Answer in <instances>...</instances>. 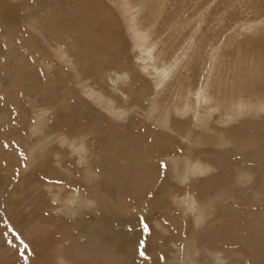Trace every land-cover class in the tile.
I'll use <instances>...</instances> for the list:
<instances>
[{"label": "rangeland", "instance_id": "obj_1", "mask_svg": "<svg viewBox=\"0 0 264 264\" xmlns=\"http://www.w3.org/2000/svg\"><path fill=\"white\" fill-rule=\"evenodd\" d=\"M36 2L0 0V264H264V110L255 107L264 99V31L247 28L262 17L264 0H44L43 11H54L51 20L55 12L79 11L100 37L109 38L117 56L98 68V58L87 65L77 60L81 56L73 47L86 51L77 34L64 51L57 41L44 46L40 40L35 46L25 40L22 45L30 33L34 39L50 33L41 30ZM135 21L152 32V41L162 40L145 47L161 51L166 67L160 62L152 66L147 50L141 53L143 46L135 43L132 30L139 27ZM34 24L37 32L30 28L25 34L24 27ZM70 25L60 24L65 30ZM237 28L239 34L244 31L239 38ZM217 57L223 59L213 63ZM234 67L243 73L236 77V87L247 89L254 82L253 93L233 111L227 109L226 123L205 108L200 109L203 115L212 117L200 123L189 101L181 109L169 106L180 95L175 93H191L213 70L234 77ZM27 70L35 75L30 78ZM59 70L62 81L56 88L40 84ZM252 70L260 77L257 83ZM67 82L82 104L60 105L69 95ZM50 92L56 93L53 98ZM163 109L170 111L169 117ZM130 116L173 142H155L149 156V142H140L138 133L128 129ZM106 118L122 122L125 129L109 137L114 125ZM58 121L66 123L57 128ZM180 122L188 124L191 136L202 138L203 144H195L191 152L175 136L173 125ZM219 134L230 144L215 148L212 140ZM122 140L128 144H120ZM140 145L145 165L159 169V178L130 166V153ZM113 147L124 153L114 156ZM189 156L209 168L196 169L183 182L178 174ZM163 179L169 193L155 194ZM186 195L198 202L183 203ZM119 214L124 219L118 222Z\"/></svg>", "mask_w": 264, "mask_h": 264}, {"label": "bare ground", "instance_id": "obj_2", "mask_svg": "<svg viewBox=\"0 0 264 264\" xmlns=\"http://www.w3.org/2000/svg\"><path fill=\"white\" fill-rule=\"evenodd\" d=\"M12 1H14V2H17V0H12ZM47 1V0H46ZM59 1V0H58ZM158 1V0H157ZM42 2H44V0H37V2H36V4H35V6H34V8L37 10V12L40 14V16H41V18H40V25H41V30H42V32L44 31V30H48L50 33H46L45 34V36H46V38L45 39H42V37L41 38H39V39H34V38H32L33 37V35H31V33H30V35L32 36H30L29 35V38L28 39H26L27 37H26V35H25V37L26 38H23L22 39V45L24 46V44L26 45L27 43H24L25 42V40L27 41H29V44H30V42L33 44V45H35V46H38L39 44H42V42L40 41V40H43V42H44V46H46L45 44H52L53 42H55V41H57V42H59V43H61V51H64V49H70V45H71V39H73V35L72 34H77V35H80V36H82L81 37V39H80V41H81V45H84L85 46V48H86V51L85 50H80V49H78V47L76 48L75 46L73 47L74 48V50H75V53H76V55H79V56H81L79 59H77L79 62H81V63H83V64H85V65H87V64H90L91 63V61H93V58H98V60H99V62L100 63H97V65L95 66V68H98L99 67V64H101V62L102 61H104V60H107V59H109L110 57H112V56H117V54H116V52H114L113 51V46H109V41H108V39H106V38H102V36L100 37V35L97 33V32H95L96 30H95V28H92L91 26H89V24L86 22V19L88 20V18H86V17H83V15L78 11H75V15H65V14H60V13H57V12H55V16H54V18L51 20V14H50V12H54V11H51V10H49V12L47 13L46 11H43V9H44V7L42 6L43 5V3ZM127 2V1H126ZM150 3V2H149ZM59 4V3H58ZM263 5H264V3H263ZM46 6V5H45ZM51 6V5H50ZM84 6V5H83ZM82 6V10H83V8L85 7H83ZM127 6V5H126ZM42 7H43V9H42ZM53 7V6H52ZM139 7V6H138ZM42 9V10H41ZM146 9V8H145ZM144 9V10H145ZM148 9V8H147ZM263 9V8H262ZM40 10V11H39ZM48 10V9H47ZM54 10V9H53ZM78 10V9H77ZM80 10H81V8H80ZM130 10V9H129ZM143 10V11H144ZM258 10V9H257ZM84 11V10H83ZM86 11H84V13H85ZM135 12V11H134ZM145 12V11H144ZM150 13L149 12V10H146V12H145V14H148V13ZM136 13V12H135ZM81 16H80V15ZM131 14V13H130ZM132 15V14H131ZM133 16V15H132ZM149 17H150V14L148 15ZM260 16H262L261 18H258V21L257 22H251V24H247V28H249L250 30H254V29H257L258 31H264V12H262L261 14H260ZM143 17H145V16H143ZM76 18H78L77 20H73V19H76ZM105 19H106V17H105ZM108 19H110V18H108ZM144 18H142V20H143ZM73 20V21H72ZM102 20V19H101ZM141 20V21H142ZM178 20H180V19H178ZM35 20H32L31 21V23H33ZM71 21V25L65 30L64 28H62L61 26H60V24L61 23H63V22H66V23H69ZM151 21V20H150ZM174 21H177V20H174ZM136 23L138 22V21H135ZM152 22V21H151ZM35 23V22H34ZM53 23L56 25V26H54L53 25ZM108 23H109V21H108ZM136 23H134V25H136ZM139 23V22H138ZM137 23V24H138ZM142 23V22H141ZM150 24V23H149ZM149 24H145V26H147V25H149ZM254 24V25H253ZM81 25H82V28H81ZM103 25H105V24H103ZM109 25H110V23H109ZM134 25H133V27H134ZM139 25V27L141 28V27H143L141 24H138ZM177 25V24H176ZM185 25V24H184ZM89 26V27H88ZM151 26V25H150ZM239 26H243V27H245V25H242V24H239ZM103 27H106V25L105 26H103ZM138 27V26H137ZM138 27V28H139ZM147 27H149V26H147ZM153 27V26H152ZM27 31L30 29V28H33V29H35V31L37 30V29H39L38 28V26H35V24H34V26L33 27H30V26H27V28L26 27H24ZM138 28H132V30H135V32H133V33H135L136 35H137V41L138 42H136L135 41V43L136 44H138L139 46H143L142 47V49H141V53H145L146 52V50H147V52L149 53L148 55H150V57H151V61H152V66H155L157 63H161V64H163L165 67L167 66L166 65V63H165V60H163L164 59V56H163V54L161 53V51H155V52H153V51H151L150 50V48H148V49H146V47L145 46H149V45H151V44H153V43H155L156 45H157V43H159L160 41H162V40H159V42H154V41H152V39H151V35H153V34H151L149 31H148V33H147V31L146 30H144V28H141V30H139ZM148 29V28H147ZM154 29V28H153ZM16 30H18L19 31V29H16ZM15 30V31H16ZM149 30H151V29H149ZM155 30V29H154ZM18 31H16V32H18ZM29 31H31V29L29 30ZM29 31L28 32H24L25 34H29ZM152 31V30H151ZM180 31V30H179ZM9 32V31H8ZM33 32V31H32ZM37 32V31H36ZM239 32H240V28H237L236 29V34H239ZM245 32H246V30H245ZM33 33H35V32H33ZM149 33H150V36H149ZM158 33V32H157ZM11 34V33H10ZM16 34V33H15ZM42 34V33H41ZM242 34H244V31L241 33V34H239L238 36L237 35H235V37L237 36L238 38L240 37V36H242ZM17 35V34H16ZM36 36V35H35ZM71 36V37H70ZM234 37V39H236ZM153 38V37H152ZM33 39V40H32ZM154 39V38H153ZM13 40H16V39H13ZM164 40V39H163ZM38 41H39V44H38ZM168 41V40H167ZM164 43H165V41H164ZM163 43V44H164ZM200 43V42H199ZM13 43L12 42H9V45H12ZM29 44H28V46H29ZM38 44V45H37ZM163 44H161V46L163 45ZM33 45H30V46H32L33 47ZM113 45V44H112ZM201 45V44H200ZM29 46V47H30ZM52 46V45H51ZM167 46V45H166ZM43 47V46H42ZM101 47V48H100ZM168 47V46H167ZM34 48V47H33ZM32 48V49H33ZM45 48V47H44ZM47 48V47H46ZM36 49H37V47H36ZM42 48L40 47V48H38L36 51H39L40 52V50H41ZM101 49H103L102 51L103 52H100V50ZM197 49H198V47H197ZM48 50V49H47ZM47 50H45V52L47 51ZM161 50V49H160ZM31 52V51H30ZM164 52V51H163ZM8 53V52H7ZM29 53V52H28ZM32 54H34V53H32ZM45 54V53H44ZM32 56V55H31ZM242 56H244V58H246V56L243 54ZM16 57V56H15ZM39 57V56H38ZM77 57V56H76ZM156 57H157V59H156ZM252 57V56H251ZM37 58V57H36ZM35 58V59H36ZM45 58V57H44ZM243 58V57H242ZM39 59V58H38ZM223 58H219V57H217L214 61H213V63L214 62H216V61H221ZM23 60V59H22ZM43 60V59H42ZM243 60V59H242ZM18 62H19V60H18ZM21 62V61H20ZM225 62V61H224ZM159 63V64H160ZM48 64V63H47ZM49 65V64H48ZM245 65V64H244ZM249 66V65H248ZM262 66H264V63L262 64ZM262 66H259L260 68H262ZM236 67H241V65H239V66H236ZM236 67H234V68H232V71H233V75H234V77H230V75H229V73H228V75H224L222 72H220V71H218L219 73H214V71L215 70H213L212 71V77H207L206 79H205V83H203L200 87H197V88H195V90L193 91V90H191L192 92L190 93V91L188 92V93H186L185 92V95H184V93L182 92V90H180L178 87V89L181 91V93H180V91H179V93H175V96H176V94H180V95H177L178 97H177V99H171V97H173L174 95H171V97H170V102H169V106L171 107V106H173L174 107V109H181L182 107H183V104L185 105V104H187V101H189L188 102V104L190 105V110L194 113V115L199 119V122L200 123H202V122H204L205 120H209L212 116H210V115H208V114H206L205 116L203 115V113L200 111V109L201 108H205L206 110H211V112L213 111V113H219L220 115H219V117H217V119H218V122H220V123H226V120H227V118H226V112L228 111L227 109H232V111H233V109H235L236 107H238L239 105H242V102H241V100L240 99H248L250 96H248V93H250L251 94V92L253 93V91H252V89H251V87H250V83H253L254 84V82H251L250 81V83L248 84V86H247V89H245V88H243V87H236L237 85H235L236 83H235V79H236V77L238 76V77H240V75H242L243 73H241L240 74V72H237L236 71ZM25 68V67H24ZM24 68H22V69H24ZM257 68V67H256ZM259 68V69H260ZM26 69H29V68H27L26 67ZM190 69V68H189ZM252 69V68H251ZM253 69H255V67H253ZM31 70V69H30ZM33 70V69H32ZM257 70H258V68H257ZM22 71V70H21ZM20 71V72H21ZM27 71H29V70H27ZM249 71V70H248ZM260 71H262V70H260ZM37 72V71H36ZM252 72H253V70L251 71V73L250 74H252ZM21 73H23V72H21ZM20 73V74H21ZM62 73H63V70H59V71H56V72H51V75H50V77L49 78H47L45 81H43V80H41L40 82V84H42V85H49V86H52V88L54 87V88H56L57 87V85H59L60 83H61V81H62ZM189 73V72H188ZM191 73V72H190ZM256 73H257V71H254L253 72V74H252V76H253V80H255L256 81V83H257V81L259 80V76L258 77H256ZM259 73V72H258ZM26 74H27V72H26ZM35 75V73H33V72H28V75L27 76H30V78H31V76L33 77ZM189 75V74H188ZM191 75V74H190ZM26 76V75H25ZM79 76V75H78ZM251 76V77H252ZM7 77H8V75H7ZM81 77V76H80ZM248 77V76H247ZM262 77V76H261ZM240 79H242V78H240ZM239 79V80H240ZM245 80H247V79H245ZM251 80V79H250ZM36 81V80H35ZM34 81V82H35ZM237 81H238V78H237ZM241 81H243V80H241ZM33 82V83H34ZM39 83V81H36V83ZM259 82V81H258ZM261 82V81H260ZM32 82H29V84L31 85V84H33ZM36 83H34V85L33 86H35L36 85ZM37 83V84H38ZM243 83V82H242ZM255 83V84H256ZM241 84V83H240ZM244 84H246V83H244ZM29 85V86H30ZM185 85V84H184ZM184 85H182V86H184ZM257 85V84H256ZM32 86V87H33ZM65 86L67 87V92L69 93V95L68 96H66V97H64V102L63 103H60V105L62 104V106H66L67 105V107L68 106H73V105H75L76 103H81V99H79V97H78V94L77 93H75L74 91V88H73V86H72V83L71 82H67V83H65ZM103 86L104 87H106V85H104V83H103ZM147 86V85H146ZM181 86V85H180ZM185 86H187V84L185 85ZM184 86V87H185ZM242 86H244V85H242ZM188 87V86H187ZM187 87H185L186 89H187ZM34 88V87H33ZM255 88H257V87H255ZM178 89L176 90V92L178 91ZM181 89H182V87H181ZM186 89H183L184 91H186ZM189 89V88H188ZM258 89V88H257ZM262 89L264 90V86L262 87ZM31 90V89H30ZM48 91H49V89H47ZM53 90H55V89H51L50 88V91H53ZM259 90V89H258ZM188 91V90H187ZM226 92V94H224L223 92ZM56 92V91H55ZM54 92V93H55ZM235 92V93H234ZM51 93V92H50ZM52 94L51 93V95H52V98L55 96V94ZM242 93H244V95H242ZM140 94H143L142 92L140 93ZM183 94V95H182ZM261 94V93H260ZM50 95V96H51ZM136 95V94H135ZM191 95V96H190ZM254 95V94H253ZM48 96V95H47ZM46 96V97H47ZM50 96H48V97H50ZM260 96H262V95H260ZM142 97L146 100V102L147 101H150V97L149 96H147V95H142ZM264 97V96H263ZM45 99V98H44ZM49 99V98H48ZM51 99V98H50ZM135 100V98L133 97H131V101H134ZM191 100V101H190ZM258 100V99H257ZM247 101V100H246ZM71 103V105H68V104H70ZM82 104V103H81ZM49 105H52V104H49ZM257 106H260V107H262V109L264 110V99L262 98L261 100H258V104L257 105H255V107H257ZM172 107V108H173ZM51 108V107H50ZM49 108V109H50ZM210 108V109H209ZM159 111V110H158ZM165 111L166 110H161V112L163 113V114H166L165 113ZM170 113V111H167V117H169V113ZM209 112V111H208ZM210 112V113H211ZM216 113V114H217ZM46 114H47V112H46V110L44 111V109H42V112H41V115L43 116V123H45V118H46ZM158 114V113H157ZM57 115V114H56ZM232 116V115H231ZM230 117V116H229ZM166 118V117H165ZM129 119H130V124L132 125V126H138L139 127V131H136L135 129H133L132 128V126L131 125H129L128 126V129H130V130H132V131H135V132H137L138 133V136H137V139L141 142L143 139H145L144 141H147V142H149V144H150V146L151 145H153V144H155V142L156 143H161L162 144V146L163 145H166V144H168V143H171V142H173L172 141V139L170 138V136H168V137H165L164 135H165V133H162V132H159L158 130H154V129H152V128H154V127H148V125H147V122H143V120H138V122H136V119H135V117H133V116H130L129 117ZM55 120L56 119H54L53 120V122H52V125H51V127H50V129H52L53 130V124H54V122H55ZM106 120H108L109 122H111L114 126L112 127V131H113V134H110V136L109 137H113V136H115V133L118 131V129H125L124 127H123V124H122V122H120V121H118V120H116V119H112V118H106ZM64 123H66V121L65 122H62V121H58V123H57V128H59L60 126H62V125H64ZM216 123H217V121H216ZM221 125V124H220ZM46 126V125H45ZM150 126V125H149ZM173 127H174V130L176 131V137H178L179 138V144L180 145H182L183 147H187L186 149L189 151V152H191L192 151V146H194L195 144H197V145H202L203 143L200 141L202 138H200L199 136H197V137H193V136H191L190 135V132L188 131V128H189V126H188V124H184V123H174V125H173ZM212 128V127H211ZM156 129V128H155ZM42 130H43V126L38 130V132H42ZM212 131V130H211ZM219 131V130H218ZM221 131V130H220ZM50 134H46L45 136H44V138H46L47 136H49ZM212 135V134H211ZM53 135L51 134V137H52ZM56 136V135H55ZM54 136V137H55ZM81 137H85V135H83V136H81ZM56 138V137H55ZM57 138H58V136H57ZM105 138H107V137H105ZM53 139V138H52ZM58 140H60L59 142H60V144H61V146H63L64 147V144H63V142H62V140L60 139V138H58ZM92 140L93 139H87V141L88 142H92ZM93 141H96L98 144L99 143H104L103 142V139H96V140H93ZM203 141V140H202ZM213 143H212V145L213 146H215V148L216 147H222V146H226V145H229L230 144V141L229 140H227L225 137H223L222 135H214V137H213ZM211 141V142H212ZM66 142H68V141H66ZM138 142H136V141H133V142H131L130 144H137ZM210 143V142H209ZM120 144H128V142H126L125 140H122L121 141V143ZM207 144H208V142H207ZM107 145V144H106ZM205 145V144H204ZM206 146V145H205ZM151 148H153L152 146H151ZM195 148V147H194ZM64 150L67 152V150H66V148H64ZM105 150L107 151V148H105ZM140 150H144V146H142V145H140L138 148H137V151L136 150H132L131 151V153H130V161H129V164H130V166H132V167H136V168H142V169H145V170H147L148 171V173H147V177H150V176H152L154 179H157V178H159L160 177V175H161V171L159 170V169H157V168H155L154 166H152L151 164H149L148 163V165H145V159H144V157H145V155H143V154H140L139 153V151ZM62 151H63V149H62ZM159 151V150H158ZM110 153L111 154H115L114 156H116V155H118V156H120L121 154H123L124 153V151L122 150V147L121 148H119V149H115L114 147L111 149V151H110ZM154 154V148L153 149H149L148 150V155L149 156H151V155H153ZM68 157H69V155H68ZM190 158V156L189 157H185V161H184V163H183V165H184V171L182 170L181 171V174H178V175H180L183 179V182L186 180H189L191 177H189L191 174H194L195 173V170L197 169V172H198V170L199 169H207V168H209V165H206V164H204V163H202L201 161H199L198 159H197V157H196V161H192L191 159H189ZM80 162V161H79ZM127 162V161H126ZM86 172H90L89 170H87ZM202 172V171H201ZM90 175H88V173H87V175H86V178H88ZM87 182H88V180H87ZM122 186L124 187V185L122 184ZM157 189H158V192L156 193V190L154 191L155 192V194H158V193H163L164 191V193H169L168 192V187H166V180L165 179H163V181L161 182V183H157ZM163 193V194H164ZM169 195V194H168ZM192 195V194H191ZM194 196V195H193ZM195 202H198V201H195L194 199H193V197H191V196H188V195H186L185 196V201L183 202V203H185V204H187V203H190V204H194ZM197 204V203H196ZM203 205V204H202ZM201 205V206H202ZM165 206H167V205H165ZM109 207V206H108ZM204 207V206H203ZM202 207V208H203ZM106 209L108 210V208L106 207ZM173 209V208H172ZM155 210V209H154ZM166 210H167V208H166ZM204 210V209H203ZM150 211V210H149ZM152 211V210H151ZM164 212V211H163ZM169 212V211H168ZM167 212V213H168ZM160 213V212H159ZM166 213V215H168ZM173 213V212H172ZM169 214H171V212L169 213ZM165 215V216H166ZM172 215V214H171ZM162 216V215H161ZM201 216V215H200ZM196 218V220H197V218H198V216H196L195 217ZM124 219V216L122 215V214H119V215H117L116 216V220L119 222V221H122ZM167 219H168V217H167ZM164 220H165V218H164ZM101 222H103L104 223V218H102V220H101ZM193 235V234H192ZM199 237V236H198ZM193 238V237H192ZM191 238V239H192ZM195 238V237H194ZM237 238V237H236ZM185 240H186V238H185ZM188 241H189V239H187ZM186 240V241H187ZM194 241H195V239H193ZM193 240H192V242H193ZM227 241H228V239H226ZM231 240V239H230ZM215 241H217V240H215ZM232 241H234V239L232 240ZM197 242V241H196ZM213 242V241H212ZM189 243V242H188ZM191 259V258H190ZM61 264V263H60Z\"/></svg>", "mask_w": 264, "mask_h": 264}, {"label": "snow or ice", "instance_id": "obj_3", "mask_svg": "<svg viewBox=\"0 0 264 264\" xmlns=\"http://www.w3.org/2000/svg\"><path fill=\"white\" fill-rule=\"evenodd\" d=\"M160 167H161V168H164V167H166V166L163 165V163H161ZM144 227H145V230L147 231V230H148V226H147V224H145ZM141 243H143V242L141 241ZM141 254H143V252H141Z\"/></svg>", "mask_w": 264, "mask_h": 264}, {"label": "flooded vegetation", "instance_id": "obj_4", "mask_svg": "<svg viewBox=\"0 0 264 264\" xmlns=\"http://www.w3.org/2000/svg\"><path fill=\"white\" fill-rule=\"evenodd\" d=\"M3 19L0 17V21H2Z\"/></svg>", "mask_w": 264, "mask_h": 264}]
</instances>
